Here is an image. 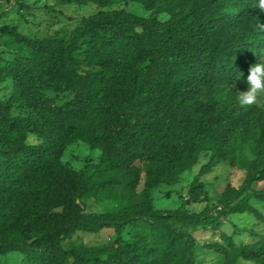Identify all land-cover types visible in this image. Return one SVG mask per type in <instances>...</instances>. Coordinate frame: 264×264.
<instances>
[{
	"label": "trees",
	"instance_id": "16d2710c",
	"mask_svg": "<svg viewBox=\"0 0 264 264\" xmlns=\"http://www.w3.org/2000/svg\"><path fill=\"white\" fill-rule=\"evenodd\" d=\"M94 6L65 39L0 28V256L19 264H202L195 229L216 264H264V234L237 245L224 218L248 214L264 228V105L242 107L234 85L264 60L258 0H53ZM139 5L147 16L124 9ZM26 7V6H25ZM49 94L68 95L56 104ZM85 132L102 153L79 173L59 163L65 141ZM29 138L33 141L29 142ZM207 161L181 206L163 214L152 192L175 186ZM249 154V157H248ZM228 164L244 171L211 215L184 212L209 201L199 178ZM112 202L87 213L85 200ZM129 229V237L124 231ZM110 231L111 246L75 245L77 233Z\"/></svg>",
	"mask_w": 264,
	"mask_h": 264
},
{
	"label": "rangeland",
	"instance_id": "374dc122",
	"mask_svg": "<svg viewBox=\"0 0 264 264\" xmlns=\"http://www.w3.org/2000/svg\"><path fill=\"white\" fill-rule=\"evenodd\" d=\"M26 6V7H25ZM124 9L128 12L147 16L139 5L133 3H122L107 10ZM97 9L88 5L77 7L75 5L59 6L53 0H0V28L2 26H12L23 35L37 38H57L65 39L77 28L81 20L95 13ZM3 48L0 47V56L3 55ZM248 71L241 76L234 85L236 91L247 90L246 77ZM10 88V81L0 85V100L7 97ZM55 99L56 104H62L70 96L49 94ZM259 105H264L262 102ZM33 141L29 138V142ZM208 154L200 156L198 164L181 174V182L175 186H161L152 192L154 207L163 214L173 213L181 206V198L186 195L190 183L198 174L200 166L207 161ZM249 157V154H248ZM99 160V158H98ZM95 161L93 163L98 162ZM91 161V160H89ZM244 178V171L240 168L230 167L228 164L217 166L210 174L201 176L200 182L206 184L209 201L206 204L192 205L184 207V212L200 213L207 209L209 214L214 215L215 210L221 209L220 197L228 184L237 187ZM264 188V183L254 185L255 190ZM251 204L264 214V207L257 202ZM87 213H103L109 208H113L112 202L102 200H85ZM222 231L232 235L237 245L250 243L255 238L256 233H263L264 228L257 224L255 219L248 214H235L224 218ZM130 230L124 231L125 238L128 239ZM193 235L196 239V262L202 264H216L219 258L210 252L204 251L202 246L217 240V237L210 230L195 229ZM72 242L75 245L86 247L111 246L113 235L110 231H102L99 234L77 233ZM22 254L17 251L8 252L0 256V264H19Z\"/></svg>",
	"mask_w": 264,
	"mask_h": 264
},
{
	"label": "clouds",
	"instance_id": "9594fccd",
	"mask_svg": "<svg viewBox=\"0 0 264 264\" xmlns=\"http://www.w3.org/2000/svg\"><path fill=\"white\" fill-rule=\"evenodd\" d=\"M258 7L264 9V0H258ZM242 73H236L234 80H239ZM247 90L237 91V100L242 107L259 105L264 102V60L249 68L246 77ZM102 153L100 147H95L85 132L70 136L64 143L59 163L70 172L79 173L89 160L95 162Z\"/></svg>",
	"mask_w": 264,
	"mask_h": 264
}]
</instances>
